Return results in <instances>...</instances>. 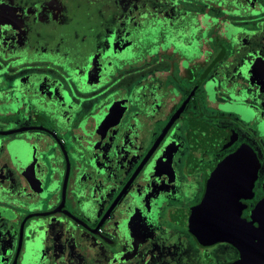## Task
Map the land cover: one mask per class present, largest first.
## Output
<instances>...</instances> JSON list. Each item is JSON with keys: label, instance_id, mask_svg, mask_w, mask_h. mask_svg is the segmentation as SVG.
<instances>
[{"label": "flooded vegetation", "instance_id": "flooded-vegetation-1", "mask_svg": "<svg viewBox=\"0 0 264 264\" xmlns=\"http://www.w3.org/2000/svg\"><path fill=\"white\" fill-rule=\"evenodd\" d=\"M243 145L242 225L203 244L200 168ZM241 253L264 264V0H0V264Z\"/></svg>", "mask_w": 264, "mask_h": 264}, {"label": "water", "instance_id": "water-1", "mask_svg": "<svg viewBox=\"0 0 264 264\" xmlns=\"http://www.w3.org/2000/svg\"><path fill=\"white\" fill-rule=\"evenodd\" d=\"M198 131V134H201L202 152L220 150L227 145L222 142L226 134L220 131L204 125ZM256 167L257 162L253 152L245 145L238 147L233 153L214 164L202 165L200 169L207 177L206 194L200 205L187 214L189 218L186 228L198 238L200 234L199 239L203 244L220 240L231 241L230 231L242 225L240 213L236 210L237 198L234 194L238 190H250ZM227 187L233 193L222 196L220 193L226 192ZM199 216L201 220L194 221L195 217ZM232 264L256 263L252 257L249 258L241 253L240 258Z\"/></svg>", "mask_w": 264, "mask_h": 264}, {"label": "rangeland", "instance_id": "rangeland-1", "mask_svg": "<svg viewBox=\"0 0 264 264\" xmlns=\"http://www.w3.org/2000/svg\"><path fill=\"white\" fill-rule=\"evenodd\" d=\"M248 120H249V118H248Z\"/></svg>", "mask_w": 264, "mask_h": 264}]
</instances>
